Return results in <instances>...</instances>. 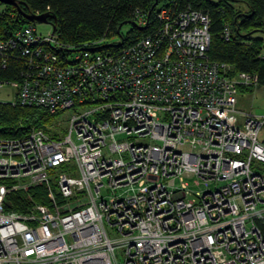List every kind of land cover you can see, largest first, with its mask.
I'll list each match as a JSON object with an SVG mask.
<instances>
[{
	"label": "built area",
	"instance_id": "2783aa9c",
	"mask_svg": "<svg viewBox=\"0 0 264 264\" xmlns=\"http://www.w3.org/2000/svg\"><path fill=\"white\" fill-rule=\"evenodd\" d=\"M156 17L118 52L76 51L32 22L0 40L2 69L23 61L0 104L78 109L64 134L0 138V264H119L121 250L124 264H264V116L238 110L259 76L210 60L203 11ZM14 192L24 212L5 211Z\"/></svg>",
	"mask_w": 264,
	"mask_h": 264
},
{
	"label": "trees",
	"instance_id": "16d2710c",
	"mask_svg": "<svg viewBox=\"0 0 264 264\" xmlns=\"http://www.w3.org/2000/svg\"><path fill=\"white\" fill-rule=\"evenodd\" d=\"M26 14L47 12L52 15L53 26L61 43L73 47L76 51L85 45H95L94 50L118 52L122 48L136 43L159 27L156 14L162 0H14ZM164 7L176 11L187 8L203 11L210 17L211 42L208 56L214 62H226L234 67V73H250L259 76V86H264V39L257 36L264 33V0H166ZM244 4L247 12L242 13ZM0 14V40H5L15 31L30 24L14 6L5 5ZM137 9L148 13V25L140 27L135 22ZM126 25L132 28L127 36H122ZM228 26L230 39L224 38V28ZM120 35L122 43L118 45H99L105 38ZM23 68V61L15 55L8 67L0 65V79H17ZM258 86V87H259ZM257 87V88H258ZM257 88H243L239 92L253 93ZM239 95V94H238ZM58 115H51L44 108L11 104H0V138H20L33 129H44L54 123ZM49 133V132H48ZM37 202L47 200L45 188L31 191ZM21 192L9 194L5 203L8 213L24 212L29 206Z\"/></svg>",
	"mask_w": 264,
	"mask_h": 264
},
{
	"label": "rangeland",
	"instance_id": "374dc122",
	"mask_svg": "<svg viewBox=\"0 0 264 264\" xmlns=\"http://www.w3.org/2000/svg\"><path fill=\"white\" fill-rule=\"evenodd\" d=\"M218 1V0H215ZM167 4L166 0H162L160 2V4L158 5V9L163 8L165 5ZM234 5H238L240 6L239 9L242 11V13L247 12L246 7L244 6V4H236L233 3ZM6 10V6L2 3H0V14L3 13ZM37 30L39 33L43 34V35H48L50 33H52L53 31V26L51 24H38L37 23ZM132 28L131 25H126L123 29H122V36H127L128 31ZM257 36L262 37L264 39V33H259ZM122 43V37L120 35H112L109 38H105L99 45L103 46V45H118ZM263 56H264V43H263ZM7 91H0V99L2 100H6V99H11V96L6 95ZM241 101L239 103V108L245 110V111H250L256 115H262L264 116V86H259L257 89H255V91L253 93H241ZM78 110V109H77ZM77 110H67L63 113H61L60 115L56 116L54 118V123L52 125H48V132L50 134L56 135L57 133L60 134H64L67 131L68 128V122L69 119L71 117V115L73 113H75V111ZM241 127V126H239ZM120 138H125V137H120ZM259 142L262 143L264 145V126L261 129L260 133H259ZM62 139V137H61ZM199 189V188H197ZM105 194V193H104ZM112 195V194H111ZM116 195H118V193H116ZM47 203V201H44L45 204ZM125 258H124V253L121 250L118 254V262L119 264H124Z\"/></svg>",
	"mask_w": 264,
	"mask_h": 264
},
{
	"label": "water",
	"instance_id": "95a60500",
	"mask_svg": "<svg viewBox=\"0 0 264 264\" xmlns=\"http://www.w3.org/2000/svg\"><path fill=\"white\" fill-rule=\"evenodd\" d=\"M0 3L4 4V5H10V6H14L18 9V12L29 22L32 23H38V24H53V22L51 21V19H53L52 15L46 13V14H42V15H35V14H26L24 13L20 7L18 6V4L14 1V0H0ZM56 32V27L53 26V33Z\"/></svg>",
	"mask_w": 264,
	"mask_h": 264
},
{
	"label": "crops",
	"instance_id": "0c3cea01",
	"mask_svg": "<svg viewBox=\"0 0 264 264\" xmlns=\"http://www.w3.org/2000/svg\"><path fill=\"white\" fill-rule=\"evenodd\" d=\"M247 92V91H246ZM246 92H239V95H238V110L241 112V113H244V112H250V111H245V110H243V109H241V108H239V103H240V101H241V93H246ZM249 93H251V92H249ZM239 114V121L240 122H242L243 120H244V117H243V115L242 114Z\"/></svg>",
	"mask_w": 264,
	"mask_h": 264
}]
</instances>
